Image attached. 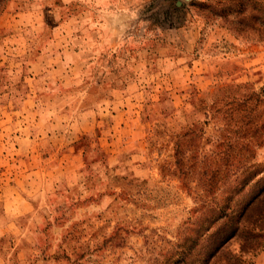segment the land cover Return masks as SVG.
Returning a JSON list of instances; mask_svg holds the SVG:
<instances>
[{
  "label": "rangeland",
  "instance_id": "1",
  "mask_svg": "<svg viewBox=\"0 0 264 264\" xmlns=\"http://www.w3.org/2000/svg\"><path fill=\"white\" fill-rule=\"evenodd\" d=\"M0 264H264V0H0Z\"/></svg>",
  "mask_w": 264,
  "mask_h": 264
}]
</instances>
